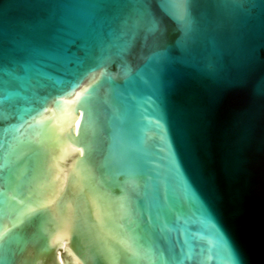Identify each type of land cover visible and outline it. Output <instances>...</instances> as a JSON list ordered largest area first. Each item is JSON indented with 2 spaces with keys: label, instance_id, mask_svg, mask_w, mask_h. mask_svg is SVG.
Here are the masks:
<instances>
[{
  "label": "water",
  "instance_id": "obj_1",
  "mask_svg": "<svg viewBox=\"0 0 264 264\" xmlns=\"http://www.w3.org/2000/svg\"><path fill=\"white\" fill-rule=\"evenodd\" d=\"M0 64V264H264V0H0Z\"/></svg>",
  "mask_w": 264,
  "mask_h": 264
},
{
  "label": "snow or ice",
  "instance_id": "obj_2",
  "mask_svg": "<svg viewBox=\"0 0 264 264\" xmlns=\"http://www.w3.org/2000/svg\"><path fill=\"white\" fill-rule=\"evenodd\" d=\"M173 7L175 8V11L177 12V14H182V12H183V6H182L181 3L176 4ZM3 67L4 66L2 64H0V68H3ZM5 99H6V96H5L4 89L2 87H0V136H2V137H3V134H4V127H3V119H4L3 104L5 103ZM206 214L207 213H205V215ZM230 250H231L232 255H234V248L230 247ZM235 255L237 256V264H243L242 260H240L238 258V253H235Z\"/></svg>",
  "mask_w": 264,
  "mask_h": 264
}]
</instances>
